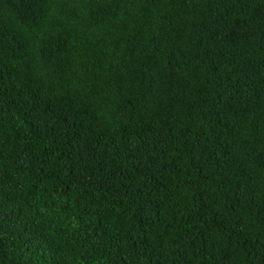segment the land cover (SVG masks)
Returning <instances> with one entry per match:
<instances>
[{
    "label": "trees",
    "instance_id": "trees-1",
    "mask_svg": "<svg viewBox=\"0 0 264 264\" xmlns=\"http://www.w3.org/2000/svg\"><path fill=\"white\" fill-rule=\"evenodd\" d=\"M0 264H264V0H0Z\"/></svg>",
    "mask_w": 264,
    "mask_h": 264
}]
</instances>
